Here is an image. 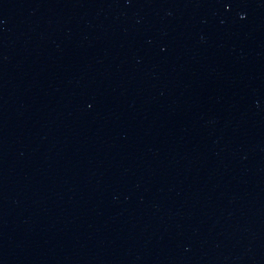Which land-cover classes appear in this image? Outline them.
I'll return each instance as SVG.
<instances>
[{"label":"water","instance_id":"95a60500","mask_svg":"<svg viewBox=\"0 0 264 264\" xmlns=\"http://www.w3.org/2000/svg\"><path fill=\"white\" fill-rule=\"evenodd\" d=\"M0 264H264V0H0Z\"/></svg>","mask_w":264,"mask_h":264}]
</instances>
